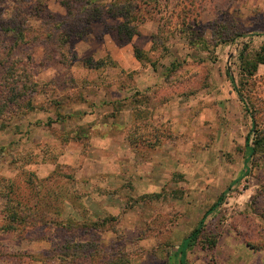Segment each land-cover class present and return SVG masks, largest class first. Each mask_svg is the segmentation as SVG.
Returning a JSON list of instances; mask_svg holds the SVG:
<instances>
[{
	"label": "rangeland",
	"instance_id": "1",
	"mask_svg": "<svg viewBox=\"0 0 264 264\" xmlns=\"http://www.w3.org/2000/svg\"><path fill=\"white\" fill-rule=\"evenodd\" d=\"M86 2L0 0V18L42 27L48 10L71 30L31 49L45 92L0 116V194L10 181L26 195L32 172L71 199L0 234V252L61 264L74 241L88 250L73 264H182V239L225 190L183 264H264V64L245 66L264 44V0H96L90 23Z\"/></svg>",
	"mask_w": 264,
	"mask_h": 264
},
{
	"label": "trees",
	"instance_id": "2",
	"mask_svg": "<svg viewBox=\"0 0 264 264\" xmlns=\"http://www.w3.org/2000/svg\"><path fill=\"white\" fill-rule=\"evenodd\" d=\"M15 1L17 0H14V2ZM86 1L84 7L85 20L87 23H90L94 19H97L100 14H97L96 6L91 8V5H93V2L96 0ZM13 8L19 13L17 6ZM33 10L36 11L37 8L34 7ZM69 11L71 10H68V12ZM129 11L130 9H128V11L121 9L120 13L128 14ZM29 15H34V12L29 13ZM45 15L46 21L44 24H41L42 27H29L27 23L22 24L17 18V14H12L14 17L7 16L0 18V34L3 36L0 38V116L16 111V113H21L23 109L31 108L33 106L32 97L39 92H45V88L48 87V84L43 83L37 77L38 68L32 59L33 52L31 49L36 47V45H44L42 41L48 43V40L55 39L60 32L63 33L60 38H65L64 36L68 35V32H71V30L68 29V25L70 24L69 21H55L53 18L54 14L48 10L45 11ZM136 32V26L128 28V26L122 24L118 27V34L122 41L129 40ZM43 34L44 38H42ZM76 34L79 35L80 32ZM8 38L10 41L9 43L7 42ZM135 56L138 59L140 58L139 50L135 51ZM240 56L242 58L245 57L243 53L240 54ZM260 63L264 64V44L261 50L254 55L251 62H245V66L247 67L246 75H253ZM254 125L255 121L253 120L252 126ZM249 139V136H247L246 145L249 153L253 154L261 145L260 139L256 136L254 140L251 141L252 145L249 144ZM27 174L30 177L25 179L29 185V192L26 195L21 194L22 192L19 191V188L13 183H10V181L3 186V192L0 194V196L4 198L3 207L0 208V234L10 232V230H18L20 225L25 226L36 221H46L43 216L38 215L36 212L40 209V206L46 203L50 198L58 202V207L56 209H60L59 206L63 204L62 201L71 199V197H65L60 194L57 196H55L54 193L52 194L48 190L50 188L43 183L46 178L36 179L32 172H27ZM226 193L227 191L225 190L221 192L216 202L209 210L218 206L225 198ZM43 209L46 210L47 206H44ZM209 210L204 213L191 232L182 239L178 248L180 262L182 264L184 263L187 248L192 246L201 234L205 215ZM56 213L62 215L61 210H58ZM72 220L73 219L67 218V220H59L56 221V223L70 227L72 226ZM97 224L98 220H95L91 223L90 227H94ZM60 248L62 250V256L60 257L61 264H73V258H75L73 255L76 251H79V255H81L80 257L83 259L88 250V244L85 242L73 241L71 243H66ZM25 255L28 256L25 253L15 254L1 251L0 264H27L25 259H23Z\"/></svg>",
	"mask_w": 264,
	"mask_h": 264
}]
</instances>
